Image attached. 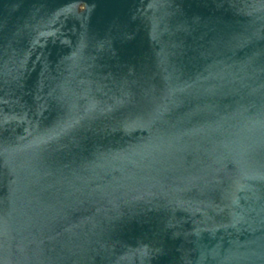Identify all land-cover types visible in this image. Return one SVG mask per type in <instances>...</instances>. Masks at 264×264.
<instances>
[{
    "label": "water",
    "instance_id": "water-1",
    "mask_svg": "<svg viewBox=\"0 0 264 264\" xmlns=\"http://www.w3.org/2000/svg\"><path fill=\"white\" fill-rule=\"evenodd\" d=\"M0 264H264V0H0Z\"/></svg>",
    "mask_w": 264,
    "mask_h": 264
}]
</instances>
